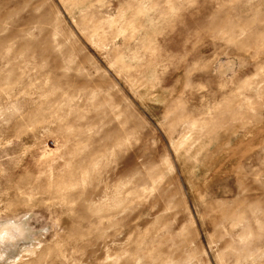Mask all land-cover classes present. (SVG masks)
<instances>
[{
	"label": "rangeland",
	"instance_id": "1",
	"mask_svg": "<svg viewBox=\"0 0 264 264\" xmlns=\"http://www.w3.org/2000/svg\"><path fill=\"white\" fill-rule=\"evenodd\" d=\"M0 264H264V0H0Z\"/></svg>",
	"mask_w": 264,
	"mask_h": 264
}]
</instances>
